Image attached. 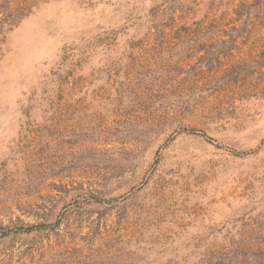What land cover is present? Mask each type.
Segmentation results:
<instances>
[{
	"label": "rangeland",
	"instance_id": "rangeland-1",
	"mask_svg": "<svg viewBox=\"0 0 264 264\" xmlns=\"http://www.w3.org/2000/svg\"><path fill=\"white\" fill-rule=\"evenodd\" d=\"M264 0H38L0 33V264H264Z\"/></svg>",
	"mask_w": 264,
	"mask_h": 264
},
{
	"label": "trees",
	"instance_id": "trees-1",
	"mask_svg": "<svg viewBox=\"0 0 264 264\" xmlns=\"http://www.w3.org/2000/svg\"><path fill=\"white\" fill-rule=\"evenodd\" d=\"M36 1L38 0H0V33L14 26Z\"/></svg>",
	"mask_w": 264,
	"mask_h": 264
}]
</instances>
